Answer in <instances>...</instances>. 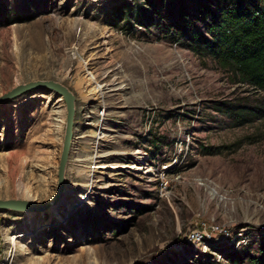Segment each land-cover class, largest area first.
<instances>
[{"label": "rangeland", "instance_id": "rangeland-1", "mask_svg": "<svg viewBox=\"0 0 264 264\" xmlns=\"http://www.w3.org/2000/svg\"><path fill=\"white\" fill-rule=\"evenodd\" d=\"M199 1L208 2L0 0V96L37 79L76 96L69 200L63 190L43 210H0V264H232L258 254L264 93L171 36L182 5L191 17ZM223 102L253 113L242 122L217 109ZM66 116L55 92L0 102V187L13 191L0 199L56 193Z\"/></svg>", "mask_w": 264, "mask_h": 264}, {"label": "trees", "instance_id": "trees-1", "mask_svg": "<svg viewBox=\"0 0 264 264\" xmlns=\"http://www.w3.org/2000/svg\"><path fill=\"white\" fill-rule=\"evenodd\" d=\"M157 12L159 14L160 10ZM185 15H188L187 9L182 5L179 20L172 24L176 29L171 36L183 39L188 48L210 56L230 68L240 81L264 93V0L199 1L194 14ZM196 19L204 21V31L197 27ZM217 109L235 110L233 113L241 117L242 122L248 121L245 116L253 113L245 108H233L230 102H223ZM259 109L264 111L263 107ZM205 147L209 149L203 151L205 154L221 152L212 146ZM232 264H264V245L258 254H249L242 260L232 259Z\"/></svg>", "mask_w": 264, "mask_h": 264}, {"label": "water", "instance_id": "water-1", "mask_svg": "<svg viewBox=\"0 0 264 264\" xmlns=\"http://www.w3.org/2000/svg\"><path fill=\"white\" fill-rule=\"evenodd\" d=\"M34 91L55 92L59 96L63 97L66 104V127L62 153L58 165V184L56 193L49 200L42 203H36L26 199H0V210L36 211L46 209L53 205L61 197L66 185L65 172L74 137L76 96L68 86L61 82L52 79H37L15 86L0 96V102L15 98L21 94L32 93Z\"/></svg>", "mask_w": 264, "mask_h": 264}, {"label": "bare ground", "instance_id": "bare-ground-1", "mask_svg": "<svg viewBox=\"0 0 264 264\" xmlns=\"http://www.w3.org/2000/svg\"><path fill=\"white\" fill-rule=\"evenodd\" d=\"M99 88V86L97 85L96 86V88H95V92H99L100 91V89H98ZM128 100V99H127ZM127 102V101H126ZM127 104V103H126ZM84 170V169H83ZM11 187H12V185H11V183H8L7 185H4V184H2L1 185V187H0V189L3 191V192H5V194H10L11 192H13L12 190H11ZM67 193H69L68 192V189L66 188L65 190H64V194H63V203H65L67 200H69V199H67L66 198V194ZM67 200H66V199ZM65 201V202H64ZM57 203V202H56ZM65 205V204H64ZM66 206V205H65ZM69 206V205H68ZM59 208H60V205H59ZM69 208V207H68ZM51 210H53V212H56L57 211V209H56V207L55 208H52ZM27 213H30V212H27ZM52 215V217H53V215H54V213L53 214H51ZM16 240H13V243H14V245L16 246Z\"/></svg>", "mask_w": 264, "mask_h": 264}, {"label": "built area", "instance_id": "built-area-1", "mask_svg": "<svg viewBox=\"0 0 264 264\" xmlns=\"http://www.w3.org/2000/svg\"><path fill=\"white\" fill-rule=\"evenodd\" d=\"M191 237L193 238V239H196V240H201V237H202V235L199 233V231L198 230H194L192 233H191Z\"/></svg>", "mask_w": 264, "mask_h": 264}]
</instances>
